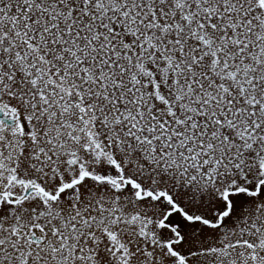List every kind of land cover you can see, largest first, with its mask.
Listing matches in <instances>:
<instances>
[{"label": "snow or ice", "instance_id": "snow-or-ice-1", "mask_svg": "<svg viewBox=\"0 0 264 264\" xmlns=\"http://www.w3.org/2000/svg\"><path fill=\"white\" fill-rule=\"evenodd\" d=\"M0 264H264V0H0Z\"/></svg>", "mask_w": 264, "mask_h": 264}]
</instances>
